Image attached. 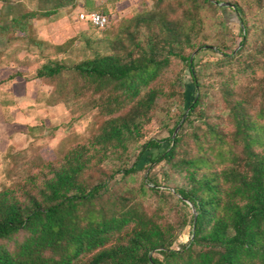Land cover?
Here are the masks:
<instances>
[{
	"label": "trees",
	"instance_id": "obj_1",
	"mask_svg": "<svg viewBox=\"0 0 264 264\" xmlns=\"http://www.w3.org/2000/svg\"><path fill=\"white\" fill-rule=\"evenodd\" d=\"M154 1L153 11L123 28L111 52L70 66L48 60L36 70V78L57 80L74 98L89 91L107 118L88 145L48 164L40 182L31 175L18 192L0 190V264H264V0ZM73 4L13 3L0 16V37L25 35L31 20ZM225 8L238 22L234 34L222 19L237 45L230 51L210 43L204 28L206 11ZM200 52L217 56L203 62ZM173 60L189 73L191 99L179 82L181 108L165 125L167 135L139 142L158 100L171 96L155 83ZM65 73L75 80L64 81ZM211 109L225 113L228 130ZM109 154L120 163L94 179L88 172ZM159 165L182 183L167 185L166 173L160 182L151 173ZM142 170L145 180L128 186ZM148 193L159 205L151 211L143 203ZM169 199L175 223L163 220Z\"/></svg>",
	"mask_w": 264,
	"mask_h": 264
},
{
	"label": "rangeland",
	"instance_id": "obj_2",
	"mask_svg": "<svg viewBox=\"0 0 264 264\" xmlns=\"http://www.w3.org/2000/svg\"><path fill=\"white\" fill-rule=\"evenodd\" d=\"M112 1V2H111ZM174 1V0H169ZM16 2L23 3L27 8H32L26 2L16 0H0V16L10 12L11 5ZM109 11L106 12L109 22L106 27L97 29L87 23L74 24V29L58 31L50 34L49 40H40L32 32L34 20H31L25 35L13 38L0 37V190L13 188L18 190L28 184V178L36 175L37 182L45 176L48 164H59L64 155L72 148L88 145L100 131L107 118L99 109L92 106L91 93L87 91L81 97L74 98L69 87H58V81L35 77L36 70L48 60L62 61L70 66L82 59L90 58L95 52L102 54L111 52V43L118 37H124V27H132V20L145 15L156 8L154 0H107ZM8 11V12H7ZM225 18L232 32L238 31V22L235 14L225 8L205 12V31L210 43H224L225 51L235 50L236 43L231 34H226L222 26ZM63 28V27H62ZM143 34V31L138 35ZM194 53L191 54L193 56ZM217 54L200 52L197 59L203 62L214 61ZM207 76L208 72H207ZM75 80L74 75L65 73L62 79ZM215 77V76H213ZM207 77L206 81H212ZM185 84L187 99H191L193 86L190 83L189 73L181 63L176 60L157 80L155 85L161 86L171 96L158 100L151 120L143 126L139 142L148 137H164L167 127H171L173 119L180 110L177 91L180 83ZM174 92V95L172 92ZM215 114H219L217 117ZM214 121L220 122L228 130L225 113L211 109ZM167 127H166V126ZM176 126V131L178 130ZM138 142V143H139ZM135 144L130 146V160ZM124 160V158H120ZM120 163L115 155L96 163L88 173L94 179L102 177ZM152 175L162 182L165 173L169 175L167 185H179L182 176L168 166H156L151 170ZM118 177V175H117ZM146 178V171H140L127 181L130 187H138L141 180ZM149 185V183H147ZM144 207L151 211L159 207L155 196L148 193L143 199ZM172 199L162 208L164 221L175 223L178 215L169 206L174 205ZM168 207L171 209H168ZM18 239L22 235H18ZM187 239V233L174 243L180 247ZM9 246H13L10 242Z\"/></svg>",
	"mask_w": 264,
	"mask_h": 264
},
{
	"label": "crops",
	"instance_id": "obj_3",
	"mask_svg": "<svg viewBox=\"0 0 264 264\" xmlns=\"http://www.w3.org/2000/svg\"><path fill=\"white\" fill-rule=\"evenodd\" d=\"M18 1L26 2V4L30 5L32 8H36L37 6V0H18ZM108 8H109V4L107 3V0H74L73 5H68L63 8H60L54 14L48 17L35 18L33 19L34 25L32 27V32L37 34L36 38L39 40L35 42L37 44H40L41 39H43L44 41L49 40L51 39L50 37L58 31L64 30L67 32V30L70 29V31L72 32L75 27L74 24L87 23L86 21L80 20L78 18V14L81 11L108 12L109 11ZM50 34L52 35L50 36Z\"/></svg>",
	"mask_w": 264,
	"mask_h": 264
},
{
	"label": "built area",
	"instance_id": "obj_4",
	"mask_svg": "<svg viewBox=\"0 0 264 264\" xmlns=\"http://www.w3.org/2000/svg\"><path fill=\"white\" fill-rule=\"evenodd\" d=\"M80 20L86 21L89 25L101 29L104 28L109 21V17L103 13L97 11L85 12L81 11L78 14Z\"/></svg>",
	"mask_w": 264,
	"mask_h": 264
},
{
	"label": "water",
	"instance_id": "obj_5",
	"mask_svg": "<svg viewBox=\"0 0 264 264\" xmlns=\"http://www.w3.org/2000/svg\"><path fill=\"white\" fill-rule=\"evenodd\" d=\"M222 5V4H221ZM175 131H176V129H175Z\"/></svg>",
	"mask_w": 264,
	"mask_h": 264
}]
</instances>
